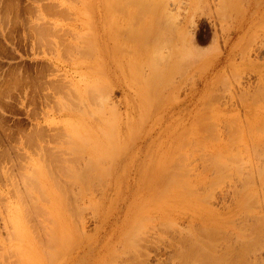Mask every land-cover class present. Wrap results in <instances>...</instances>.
I'll return each instance as SVG.
<instances>
[{
  "label": "rangeland",
  "instance_id": "rangeland-1",
  "mask_svg": "<svg viewBox=\"0 0 264 264\" xmlns=\"http://www.w3.org/2000/svg\"><path fill=\"white\" fill-rule=\"evenodd\" d=\"M158 7L0 0V264H264V0Z\"/></svg>",
  "mask_w": 264,
  "mask_h": 264
},
{
  "label": "bare ground",
  "instance_id": "bare-ground-1",
  "mask_svg": "<svg viewBox=\"0 0 264 264\" xmlns=\"http://www.w3.org/2000/svg\"><path fill=\"white\" fill-rule=\"evenodd\" d=\"M156 1H157V2H156ZM160 1H161V0H159V1H158V0H127L128 3H130V4L132 3V5H135V6L138 8V10H137V8H136V11H138V12L140 13V15L143 16V13L145 12V13L150 14V17H151V18H154V17L156 16L155 19H158V21H159L160 18H157V17H159L160 14H159V15H156V14H157V13H161V14L163 13V11L161 12L160 9H159V7H158V5H160ZM221 1H222V0H221ZM157 3H159V4H157ZM226 3H227V2H226ZM224 4H225V3H224ZM221 5H223L222 2H221ZM225 5H226V4H225ZM223 6H224V5H223ZM167 7H168V6H167ZM220 7H221V9H223L222 6H220ZM48 8H49V7H48ZM224 8H225V6H224ZM223 10H224V9H223ZM159 11H160V12H159ZM218 11H219V10H218ZM142 12H143V13H142ZM136 13H137V12H136ZM166 13H167V10H165V15H164V17L167 15ZM168 13H170V12H168ZM174 13H175V12H174ZM58 14H59V13H58ZM170 14H171V13H170ZM170 14H168L167 16H168V17H171ZM219 14L221 15V13H219ZM224 14H225V13H224ZM136 15L139 16L138 13H137ZM136 15H135V17H136ZM169 15H170V16H169ZM132 16H133V14H132ZM142 16H141V17H142ZM174 16H176V15H174ZM221 16H222V15H221ZM139 17H140V16H139ZM148 17H149V15H148ZM150 17H149V20H150ZM160 17H161V16H160ZM162 17H163V16H162ZM130 18H131V17H130ZM166 18H167V17H166ZM172 18H173V17H172ZM167 19H171V18H167ZM167 19H166V20H167ZM143 20H144V19H143ZM149 20H148V23L146 22L147 26H146V24H144V26H142L143 28L140 27V28H142L141 30H138V29H139V28H138L137 31H135V30L132 31V35L135 36V37H137L138 39L146 38V37H148L149 35H152V34H155V35H156V32L154 33V31H155L156 29L159 30V29H158V26H157V28H156V26H154V28H153L152 25H148V24H150V23L152 24L151 21H150V23H149ZM139 21H140V20H139ZM141 21H142V19H141ZM156 21H157V20H156ZM158 21H157V22H158ZM171 21H172V20H171ZM142 22L144 23V21H142ZM153 22H154L155 25H157V23H156L155 21H153ZM143 23H141V24H143ZM169 23H170V22H169ZM169 23H168V24H169ZM141 24H140V25H141ZM158 24H159V22H158ZM168 24H165V25H167V26H164V28H160V30H161V29H165L166 27H167L168 30L171 29V28H170V25H171L172 23H170L169 26H168ZM159 25H160V24H159ZM177 25H178V24H177ZM173 26H174V25H173ZM175 26H176V25H175ZM175 26H174L173 30H175V32L178 33L177 36H179V37H178V39L176 38L175 43L172 44L173 47H174V48H173V53H175V55L177 54L178 57H180V58H183V56L188 57V56L190 55L191 52H194V51L191 50V46H189L190 43H191V45L194 44V43L192 44V42H190V41L192 40V38H188V35H187L186 31H184L183 29H182V30H179V29L176 28ZM168 27H169V28H168ZM155 28H156V29H155ZM52 29H53V28H52ZM132 29H133V28H132ZM134 29H135V28H134ZM154 29H155V30H154ZM130 30H131V29H130ZM185 30H186V29H185ZM127 31H128V30H127ZM169 31H170V30H169ZM179 31H180V32H179ZM130 32H131V31H130ZM130 32H129V33H130ZM162 32H163V36H165L163 30L161 31V33H162ZM172 32H173V31H172ZM127 33H128V32H127ZM161 33H160V34H161ZM170 34H171V33H170ZM126 35H128V34H126ZM156 36H157V35H156ZM158 36H159V35H158ZM172 36H173V34H172ZM177 36H176V37H177ZM128 37H130V36H128ZM152 37H153V36H152ZM160 37H161V36H160ZM149 38H150V37H149ZM158 38H159V37H158ZM161 38H162V37H161ZM161 38H160V39H161ZM164 38H165V37H164ZM172 38H173V37H172ZM129 39H130V38H129ZM147 39H148V38H147ZM160 39H159V40H160ZM170 39H171V38H170ZM170 39H169V40H170ZM190 39H191V40H190ZM136 40H137V39H136ZM161 40H162V39H161ZM165 40H166V39H164V41H165ZM144 41H146V40L144 39ZM154 41H155V40H154ZM170 41H171V40H170ZM139 42H141V41H138V43H139ZM151 42H152V41H151ZM151 42H150V43H151ZM159 42H160V41H159ZM154 43H155V42H153V45H154ZM166 43H167V42H166ZM141 44H143V43H141ZM141 44H140V45H141ZM144 44H145V43H144ZM146 44H147V43H146ZM151 44H152V43H151ZM158 44H159V43H158ZM158 44H157V46H158ZM137 45H138V44H137ZM133 46H134V45H133ZM165 46H166V45H165ZM144 47H145V46H144ZM154 47H155V46H154ZM157 48H158V47H157ZM192 48H193V47H192ZM194 49H195V48H194ZM196 50H197V49H196ZM196 50H195V52H196ZM151 51H152V49H151ZM154 51H155V50H154ZM197 51H198V50H197ZM166 52H167V51H166ZM168 52H169V51H168ZM199 52H200V50H199ZM194 54H195V53H194ZM198 54H199V53H198ZM180 55H182V56H180ZM171 56H172V55H171ZM162 57H163V56H162ZM176 57H177V56H176ZM185 57H184V58H185ZM195 57H196V56H195ZM152 58H153V57H152ZM197 58H198V57H197ZM191 59H192V58H191ZM191 59H189V61H190ZM176 60H177V59H175V61H176ZM180 60H181V59H180ZM193 60H194V59H193ZM160 61H161V60H160ZM175 61H174V62H175ZM177 61H178V60H177ZM182 61H184V60L182 59ZM185 62H186V61H185ZM180 63H181V61H180ZM186 64H188V63L186 62ZM189 64H190V62H189ZM136 65H137V64H136ZM159 65H160V64H159ZM174 65H175V64H174ZM147 66H148V64H147ZM156 66H157V65H156ZM165 66H166V65H165ZM175 66H176V65H175ZM180 66H181V65H180ZM154 67H155V66H154ZM181 67H182V66H181ZM151 68L153 69V70L151 69V70H152V73H151L152 76H151V77H153L152 79H155V76H156V75H157V77L161 75V74H160V75L157 74V73H159L160 71L158 70V72H157L156 67H155V68L151 67ZM171 68H172V67H171ZM182 69H183V68H182ZM162 70H163V69H162ZM172 70H173V69H172ZM184 71H185V70H184ZM171 72H173V71H171ZM160 73H161V72H160ZM182 73H184V72H182ZM165 74H166V73H165ZM168 74H169V73H168ZM151 77H150V78H151ZM144 80H145V79H144ZM150 81H151V80H150ZM147 83H148V82H147ZM149 84H150V82H149ZM262 84H263V83H262ZM157 85H158V84H157ZM261 87H262V86H261ZM263 87H264V85H263ZM257 90H258V89H257ZM258 91H259V90H258ZM241 94H242V93H241ZM249 94H250V93H249ZM149 95H150V93H149ZM243 95H244V93H243ZM243 95H242V97H241L242 100H243V101H241V104H240L241 107L245 106V100L243 99V98H245V97H244ZM246 95H247V94H246ZM239 96H240V95H239ZM248 97H249V96H248ZM241 98H240V99H241ZM262 99H263V98H262ZM250 101H251V100H250ZM255 102H256V101H255ZM246 104H248V103H246ZM253 105H254V104H253ZM242 109H243V108H242ZM245 109H246V108H245ZM252 115H253V114H252ZM253 118H254V117H253ZM247 119H248V118H247ZM243 121H244V120H243ZM263 121H264V120H263ZM263 121H262V122H263ZM240 122H241V121H240ZM240 122H239V123H240ZM259 123H260V122H259ZM244 124H245V123H244ZM263 124H264V122H263ZM245 125L247 126V124H245ZM261 125H262V124H261ZM242 126H243V125H241V127H240L241 129L243 128ZM249 127H251V126H249ZM254 127H255V126H254ZM240 128H238V129L240 130ZM245 128H246V127H245ZM252 128H253V127H252ZM252 128H251V129H252ZM263 128H264V127H263ZM263 128H262V129H263ZM251 129H250V131H251ZM246 130H248V129H246ZM260 130H261V129H260ZM263 130H264V129H263ZM235 131H236V130H235ZM242 131H243V130H242ZM252 131H253V130H252ZM256 131H257V130H256ZM237 132H238V131H236V133H237ZM246 132H247V131H246ZM262 132H264V131H262ZM242 133H243V132H240L241 135H242ZM238 134H239V132H238ZM238 134H237V135H238ZM247 134H248V132H247ZM247 134H246V135H247ZM252 134H253V133H252ZM262 134H263V133H262ZM238 136H239V135H238ZM239 137H242V136H239ZM242 138H243V137H242ZM248 138H249V137H248ZM250 138H251V137H250ZM251 139H252V138H251ZM252 141H253V139H252ZM260 141H261V140H260ZM244 142H245V141H244ZM249 142H250V141H249ZM263 143H264V141H263ZM263 143H262V145H264ZM256 144H257V142H256ZM244 145L246 146V144H243V146H244ZM252 145H253V142H252ZM254 145H255V144H254ZM254 145H253V146H254ZM243 146H242V149H243ZM245 146H244V148H245ZM250 146H251V145H250ZM255 146H256V145H255ZM257 146H258V145H257ZM240 149H241V148H240ZM251 149H252V148H251ZM254 149H255V148H254ZM243 150H245V149H243ZM256 150H257V149H256ZM252 151H253V150H252ZM238 152H239V151H238ZM241 152L243 153V151H241ZM244 152H246V151H244ZM253 152H255V151H253ZM258 152H259V151H258ZM260 152H261V151H260ZM242 153H241V155H245V153H244V154H242ZM246 153H247V152H246ZM52 154H53V153H52ZM44 155H45V154H44ZM50 155H51V154H50ZM50 155H49V156H50ZM51 157H52V156H51ZM53 157H54V156H53ZM53 157H52V158H53ZM42 158H43V157H42ZM44 158H45V157H44ZM48 158H50V157H48ZM65 158H66V157H65ZM244 158H245V157H244ZM63 159H64V158H63ZM241 159H242V158H241ZM44 160H45V159H44ZM48 160H50V159H48ZM52 160H53V159H51V161H52ZM242 160H243V159H242ZM247 160H248V159H247ZM53 161H54V163H55V162H61V163H64V162H62V161H65V159H64V160H62V159H60V160L54 159ZM53 161H52V163H53ZM71 161H72V160H71ZM74 161H76V159H75ZM88 161H89V160H88ZM38 162H39V161H38ZM42 162L44 163V161H42ZM47 162H50V161H47ZM76 162H77V161H76ZM91 162H92V161H91ZM91 162H90V163H91ZM216 162H217V161H216ZM244 163H245V162H244ZM50 164H51V163H49V165H50ZM91 164H92V163H91ZM246 164H247V163H246ZM53 165H54V164H53ZM46 166H47V165H46ZM46 166H45V168H46ZM50 166H51V165H50ZM86 166H87V165H86ZM51 167H52V166H51ZM55 167H56V166H55ZM53 168H54V167H53ZM219 168H220V167H219ZM262 168H264V166H262ZM35 169H36V168H35ZM47 169H48V168H47ZM85 170H86V169H85ZM257 171H258V172L260 171V173H261L262 169L257 170ZM51 172H52V171H51ZM159 173H160V172H159ZM46 174H47V173H46ZM80 174H81V173H80ZM173 174H174V173H173ZM252 174H253V173H252ZM77 175H78V174H77ZM169 175H170V174H169ZM169 175H168V176H169ZM47 176H48V175H47ZM173 176H174V175H173ZM27 177H28V176H27ZM40 177H41V176H40ZM77 177H78V176H77ZM161 177H162V176H161ZM48 178H49V177H48ZM50 178H51V177H50ZM163 178H164V177H163ZM167 178H168V177H167ZM169 178H170V177H169ZM169 178H168V179H169ZM171 178H172V177H171ZM33 179H34V178H33ZM79 179H81V178L79 177ZM155 179H156V178H155ZM172 179H173V178H172ZM81 180H82V179H81ZM81 180H80V181H81ZM83 180H84V179H83ZM170 180H171V179H170ZM32 181H34V180H32V177H31V182H32ZM171 181H172V180H171ZM167 182H168V181H167ZM29 183H30V182H29ZM33 183H35V182H33ZM168 183H171V182H168ZM173 183H174V182H173ZM173 183H172V184H173ZM27 184H28V183H27ZM30 184H31V183H30ZM30 184H28V185H30ZM165 184H166V183H165ZM31 185H32V184H31ZM164 186H167V185H164ZM24 191H25V190H24ZM43 191H44V190H43ZM21 192H22V191H21ZM25 192H26V191H25ZM19 193H20V192H19ZM62 194H63V193H62ZM162 194H163V193H162ZM63 195H64V194H63ZM154 197H155V196H154ZM23 198H24V197H23ZM31 198H32V197H31ZM64 199H66V198H64ZM155 199H156V198H155ZM23 200H24V199H23ZM27 201H28V200H27ZM24 203H26V201H25ZM27 204H28V203H27ZM26 207H28V206H26ZM63 209H64V208H63ZM33 210H34V209H33ZM29 211H30V210H29ZM24 212H25V211H24ZM24 212H23V213H24ZM141 215H142V214H141ZM141 215H140V216H141ZM143 215H144V214H143ZM23 216H24V215H23ZM50 219H51V218H50ZM50 219H49V220H50ZM142 219H143V218H142ZM47 220H48V218H47ZM47 220H46V221H47ZM141 221H142V220H141ZM26 222H27V221H26ZM52 222H53V221H52ZM54 222H55V221H54ZM61 223H62V222H61ZM71 223H72V222H71ZM138 223H139V222H138ZM53 224H54V223H53ZM53 224H52V225H53ZM137 226H138V228H139V224H138ZM205 228H206V227H205ZM205 228H204V229H205ZM51 230H52V229H51ZM51 230H49V231H51ZM213 230H214V229H213ZM213 230H212V231H213ZM201 232H202V231H201ZM205 232H206V231H205ZM47 233H48V232H47ZM50 233H51V232H50ZM214 233H215V232H214ZM214 233H213V234H214ZM210 234H212V233H210ZM204 235H205V234H204ZM206 235H207V234H206ZM216 235H217V233H216ZM48 236H50V235H48ZM64 237H66V236H64ZM64 237H63V238H64ZM215 237H216V236H215ZM201 238H202V237H201ZM48 239H49V238H48ZM54 239H55V238H54ZM61 239H62V238H61ZM45 240H46V238H45ZM209 240H211V239H209ZM213 240H214V239H213ZM213 240H212V241H213ZM52 241H53V240H52ZM62 241H63V240H62ZM43 242H44V241H43ZM54 242H55V241H54ZM62 243H64V241H63ZM251 243H252V242H251ZM212 244H215V243L212 242ZM53 245H54V244H53ZM209 245H210V244H209ZM48 246H49V245H48ZM51 246H52V245H51ZM62 246H63V245H62ZM196 246H197V245H196ZM211 246H212V245H211ZM251 246H252V245H251ZM52 247H53V246H52ZM199 247H200V246H199ZM53 248H54V247H53ZM197 248H198V247H197ZM195 249H196V248H195ZM200 249H201V247H200ZM209 249H212V250H213V247H212V248H209ZM235 249H236V248H235ZM244 249H245V248H244ZM58 250H59V249H58ZM62 250H63V249H62ZM224 250H226V249H224ZM245 250H246V249H245ZM63 251H64V250H63ZM198 251H199V250H198ZM230 251H231V250H230ZM239 251H240V250H239ZM242 251H243V250H242ZM242 251H241V252H242ZM61 252H62V251H60V253H61ZM178 252H179V251H178ZM241 252H240V253H241ZM55 253H56V252H55ZM180 253H181V252H180ZM194 253H195V252H194ZM214 253H215V252H214ZM230 253H231V252H230ZM58 254H59V252H58ZM178 254H179V253H178ZM185 254H186V253H185ZM231 254H232V253H231ZM241 254H242V253H241ZM241 254H240V255H241ZM57 256H58V255H57ZM179 256H180V255H179ZM189 256H190V255H189ZM233 256H234V255H233ZM237 256H238V255H237ZM245 256H246V255H245ZM148 257H149V256H148ZM194 257H195V256H194ZM216 257H217V256H216ZM216 257H215V259H216ZM228 257H229V254H228ZM239 257H240V256H239ZM220 258H221V257H220ZM229 258H230V257H229ZM237 258H238V257H237ZM129 259H130V258H129ZM175 259H176V258H175ZM183 259H185V258H183ZM224 259H225V258H224ZM208 260H209V259H208ZM218 260H219V259H218ZM173 261H174V259H173ZM202 261H203V260H202ZM205 261H206V260H205ZM211 261H212V260H211ZM213 261H214V260H213ZM239 261H240V260H239ZM243 261H244V260H243ZM251 261H252V260H251ZM111 262H112V261H111ZM192 262H193V260H192ZM208 262H209V261H208ZM208 262H207V263H208ZM226 263H227V262H226ZM241 263H242V262H241ZM54 264H55V263H54ZM187 264H188V262H187ZM218 264H219V263H218ZM250 264H251V263H250ZM254 264H255V263H254Z\"/></svg>",
  "mask_w": 264,
  "mask_h": 264
}]
</instances>
